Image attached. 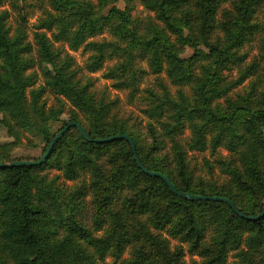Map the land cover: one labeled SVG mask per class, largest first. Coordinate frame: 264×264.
Segmentation results:
<instances>
[{"label": "trees", "instance_id": "16d2710c", "mask_svg": "<svg viewBox=\"0 0 264 264\" xmlns=\"http://www.w3.org/2000/svg\"><path fill=\"white\" fill-rule=\"evenodd\" d=\"M226 1L142 0L177 35L180 44L195 48L194 54L186 58L159 25L149 27L148 37L130 31V10L114 7L105 16L80 9L74 18L67 19L69 6L81 5L82 1L50 0L55 13L47 11L34 34L42 63L50 66L41 70L44 80L39 83V72L29 71L35 60L27 32L24 27L12 30L8 24L10 12L2 8L12 1L0 0V112L4 113L7 126L12 133H17L14 127L32 128L44 134L50 143L65 126L54 134L51 123L60 118L69 102V121L80 122L93 135L80 115L92 117L94 137L129 133L144 166L166 174L180 191L228 197L243 213H262L264 72L253 77L257 69L252 64L235 84L253 77L244 92L226 97L225 103L215 104L214 99L231 92L234 84H224L221 72L243 62L244 55L237 50L256 33L262 35L260 50L264 62V0H236L232 11H226L219 20L218 9ZM112 19L119 22L112 29L118 40H95ZM216 28L223 35L210 41ZM45 29L52 31V37ZM55 42H65L74 50L89 46L93 53L83 69L89 73L101 70L108 56L120 57L121 61L104 75L117 81L118 87L134 85L138 57L148 59L153 73L167 71L178 87L177 96L162 82V93L152 92L157 102L146 109L152 120L148 122L147 135L153 140L151 144L146 140L140 142L128 122L113 114V102L90 90V81L82 83L76 79L74 59L68 53L58 64ZM198 42L209 51L197 49ZM202 58L209 63L202 65V74L198 76L194 74L195 66ZM188 84L194 87L191 99L182 89ZM47 90L54 95V103L49 107ZM187 125L190 135L181 138ZM221 147L230 157H217ZM207 149L213 155L218 153L215 161L221 165V177L225 178L221 183L196 178L189 168V152ZM104 155H108L107 171L97 163ZM0 162L10 161L0 158ZM209 166L214 169L212 164ZM48 167H56L68 180L76 179L81 170L90 169L96 177L95 187L105 190L101 207L105 211L97 212L95 222L100 229L106 216L111 222L106 233L95 235L74 213H66L76 207L64 210L61 186L39 173ZM111 193L116 195L113 207L108 204ZM75 198V193H71L67 205ZM248 200L253 205L249 212L244 208ZM161 232L178 244L172 248ZM139 241L142 246H134ZM184 244L202 260L194 258L191 264H228L230 252L235 253L232 264H264V217L249 220L226 202L180 197L162 178L138 166L126 139L90 142L76 127L62 136L42 164L0 168V264H100L108 254L121 259L120 264H187L183 259ZM132 245L130 255L123 258L127 246Z\"/></svg>", "mask_w": 264, "mask_h": 264}, {"label": "rangeland", "instance_id": "374dc122", "mask_svg": "<svg viewBox=\"0 0 264 264\" xmlns=\"http://www.w3.org/2000/svg\"><path fill=\"white\" fill-rule=\"evenodd\" d=\"M12 2H7L2 8H7L10 12L9 26L14 31L17 27H24V30L27 32V40L33 45L32 56L35 60L34 68L29 71H38L39 72V83H42L44 80V75L42 71L50 68L46 63H42L41 57L38 53V48L35 43V31H37V25L40 23V18L46 17L47 11L55 13V10L51 6L50 0H10ZM81 5H71L69 6L67 13L70 15L67 19L74 18V15L81 9L84 12L101 14L108 16L112 8L117 7L121 9H127L131 12L130 21L127 24V27L130 31H135L141 37H148L151 34L149 27H163L165 31L170 35V38L173 42H176V48L179 54L182 57L189 58L196 51L195 48L191 45L185 44L182 45L177 40V35L174 34L161 20H159L155 12L150 11L142 2V0H81ZM236 0H228L223 2L218 9V19L221 20L226 11H232L233 4ZM115 24V25H113ZM119 25L118 20L112 19L105 31L95 37L97 41L111 42L118 40L113 32V27ZM112 30V32H111ZM12 31V33H13ZM42 31V30H41ZM48 32L49 36L52 37V31L45 29ZM217 35L222 36L223 33L219 28H216L211 34L210 41H214ZM261 34L256 33L250 41H247L243 47L237 50L239 55H244V60L241 63L232 64L228 68L222 70V75L225 77V83L234 84L231 92L227 96H222L221 98H215V104L225 103L226 97H235L236 93L244 92L247 89L249 80L257 75H261L264 72V62L261 56L260 50V41ZM55 52L57 53V62L58 64L63 63L68 53L70 57L74 59V69L76 70V79L82 83L85 81H90V90L97 95V97L105 95L109 101L113 102V114L119 119L126 120L128 125L133 128L132 132L139 137L140 142L143 143V140H146L147 143L151 144L153 142L150 135H148V122L152 121L146 113V109L153 105V102H157L152 98V92L162 93V88L159 83H165L169 86L170 91L177 96L178 87L174 85L166 70H163L160 74L153 73L150 68L148 59L143 57H138L135 60L134 67L138 69L137 79L135 80L134 85L127 87H118L116 84L117 81H114L110 78L105 77L107 69L116 63L120 62L121 59L118 56H108L105 60L104 66L101 70L96 71L95 73H89L84 69V65L87 59L92 55V50L89 46L82 45L78 49H70L69 46L64 42H55ZM122 45H125V42H120ZM197 49L208 52V47L203 44H197ZM209 60L206 58L199 59L196 62L194 74L200 76L202 74L203 67L202 65L208 64ZM252 64L256 66L255 76L249 78L246 82L242 84H237V81L246 73L249 69L252 68ZM131 74V73H129ZM128 79V78H126ZM183 91L186 96L191 99V96L194 94L193 84H188L183 86ZM46 98L48 99V107L54 103V95L51 91H46ZM65 112L60 116V118L51 123V129L54 134H56L60 128L66 125V122L71 118L69 112V102L66 103ZM82 114V113H80ZM81 120L91 129L93 135H96L95 124L92 117L86 116L85 114L80 115ZM155 121V120H153ZM14 131L17 133H12L7 126L5 121V115L3 112H0V158L4 161H11L16 159H38L46 151L47 146L49 145V139L47 137L32 129V128H19L14 127ZM181 135V134H180ZM179 135V137H180ZM190 135V129L188 125L186 126L184 133L181 135V138ZM166 151V150H165ZM216 155L211 153L210 149L205 151H192L189 152V168L193 171L196 178H200L203 181L210 179L211 181H220L222 182L223 177L221 171V165L217 164L215 157L222 155H228L229 152L221 147ZM223 157V156H222ZM108 155L101 156L97 159L98 165H100L103 170L107 171L109 169V162L107 160ZM228 158V157H227ZM206 160H209V164L213 165L214 169H211L209 164L206 163ZM39 173L42 175H47L49 179H54L58 185L61 186L62 200L64 202V210H72L73 206L76 207V210L66 213H74V215L84 223L88 228H90L95 235L101 236L106 233L107 229L111 227V222L105 216V221L103 226L98 229V224L95 222L96 214L98 211H105V208L102 207L104 201L105 190L103 188L98 189L93 183V178H96L90 172V169L81 170L80 175L73 180L66 179L62 172L56 167H48L45 170H40ZM223 178V179H222ZM222 179V180H221ZM198 180V179H197ZM201 184V183H200ZM71 193H75L76 198L71 204L67 205L68 196L70 197ZM116 195L111 193L110 199H108V204L113 207L116 206ZM72 207V208H71ZM244 208L249 212L252 211L253 205L248 200ZM102 214V213H101ZM98 217V215H97ZM159 234L157 230L154 231ZM163 237H168L170 240V245L174 248L178 241L171 236H168L166 232H161ZM134 246H142V242L133 243ZM132 246H127V249L123 255V258H126L130 255ZM186 254L184 256V261L187 264L192 263V259H197L202 262L201 258L197 255H192L187 244H184ZM234 252H230L228 264H232L235 260ZM121 259H117L112 254H108L104 261H101L100 264H120Z\"/></svg>", "mask_w": 264, "mask_h": 264}, {"label": "water", "instance_id": "95a60500", "mask_svg": "<svg viewBox=\"0 0 264 264\" xmlns=\"http://www.w3.org/2000/svg\"><path fill=\"white\" fill-rule=\"evenodd\" d=\"M72 127H76L80 134L90 142H108L112 141L114 139H126L132 148V151L134 153V159L138 166L146 173L150 175H156L162 178L170 187V189L177 194L180 197L189 199V200H214V201H222L228 203L232 209L239 214L241 217L249 219V220H258L264 217V210L260 214H247L243 213L240 210H238L236 204L234 201L228 197L220 196V195H205V194H196L192 193L191 191H180L176 184H174L171 179L166 175L158 171L150 170L147 167L144 166L142 161L140 160V157L137 153L136 149V143L132 136L129 133H122V134H114L107 137H94L87 129L78 121L71 120L67 125H65L62 130H60L57 135L53 138V140L49 143V145L46 148V151L43 153V155L39 159H16L12 160L10 162H0V168L5 167H13V166H21V165H40L42 164L51 154L52 150L54 149L57 142L62 138V136Z\"/></svg>", "mask_w": 264, "mask_h": 264}]
</instances>
